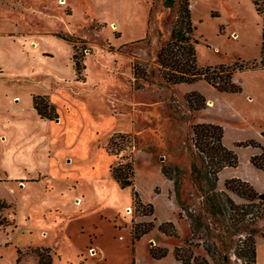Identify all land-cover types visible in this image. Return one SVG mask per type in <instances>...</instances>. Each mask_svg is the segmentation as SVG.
I'll return each instance as SVG.
<instances>
[{"label": "rangeland", "instance_id": "rangeland-1", "mask_svg": "<svg viewBox=\"0 0 264 264\" xmlns=\"http://www.w3.org/2000/svg\"><path fill=\"white\" fill-rule=\"evenodd\" d=\"M44 1L48 0H0V67L3 71L0 73V100L16 103V99L12 97L18 95V100L23 103L29 91L42 92L54 87L55 84H51L52 80L48 82L43 70L48 69L46 66L53 68V65H57L64 57L65 48L64 40L54 42L44 38L42 44L53 50L57 56L56 62L50 60V63H42L39 70L26 77L12 71L10 55L17 42L6 36V33H12L17 28L46 27L73 31L75 36L83 35L86 39L76 43V53L84 61L88 60L84 72L86 79L74 82L73 89L77 92L70 95L66 93L65 97L69 106H81L85 115L75 118V114L72 115L65 107L61 106V109L69 117L72 128L75 127L72 122L81 120L84 116L87 123L81 132L85 134L87 127L92 131L90 133H99V137L85 135L89 149L85 159L104 162L101 156L103 152H100L99 147H102L107 135L112 131L132 129L130 134L135 136V141L131 148L120 151L119 156L123 162L134 157V188L154 204L155 212L153 215L139 217L140 212L132 205L131 188H126L120 191L119 199L128 200L133 208V214H128L129 217L154 223V227L147 232L153 231L154 235L157 234L156 224L161 221L181 220L188 231H191L192 224L196 235L192 243L199 245L194 251L200 256H206L203 244L211 246V242L217 243L214 236L222 234L229 245L226 252L231 257L230 264H244V259L235 255V246L241 234H227L216 225L221 226L207 212L205 197L191 177V163L199 161L191 141L192 125L197 121L221 124L224 129V144L237 153L238 166L226 168L220 173L216 190L223 189L224 180L235 175L250 182L259 192H264V171L250 165L249 156L253 150L245 147L246 140L249 139L264 146V67L235 71L233 81L241 87V91L236 93L218 92L204 81L171 86L160 75L156 51L168 41L170 31L176 24V8L165 11L161 0H149L151 3L148 0H72L71 14L68 15L69 12L62 7L60 9L65 18L60 19L42 9L41 3ZM189 1L193 36L197 41L195 47L198 66L260 60L262 22L251 0ZM93 19L107 22L103 28L104 35L99 31L101 24L92 21ZM111 21H115L121 30L120 37H117L119 30L109 24ZM124 42L127 43L123 44ZM132 63L148 72V80L133 78ZM37 77L40 81H37ZM191 89L205 95L208 99L207 109L199 112L188 109L183 93ZM123 97L128 103L131 100L134 103L133 126L128 117L131 114L130 106H127V111L122 105L116 107V103L120 102L119 98ZM111 109L123 114L114 117ZM163 165L171 172L172 179H167L170 184L168 187L161 183L160 169ZM173 166L182 170L180 177L172 171ZM180 178L181 183L175 191V183ZM203 184L205 188L209 187L206 182ZM231 196L236 202L241 201L237 196ZM173 204L178 208L176 212ZM180 209L182 218L178 217ZM188 211L194 212L195 217L201 216V222L208 227L198 224L195 217H188ZM153 216L157 223L153 222ZM244 228L246 231H242V238L249 235L248 229L256 230L253 236L256 241L257 264H264V219ZM190 237L191 233L183 237L178 246L184 245V240ZM42 242L44 239L37 231L29 233L22 226L17 230L14 223H8L0 215V264H19L17 247ZM152 246L158 245L152 242ZM89 255L92 256L93 253L90 252ZM171 261L174 262L173 257ZM208 261L209 264H224L218 254L214 259L208 258Z\"/></svg>", "mask_w": 264, "mask_h": 264}, {"label": "crops", "instance_id": "crops-1", "mask_svg": "<svg viewBox=\"0 0 264 264\" xmlns=\"http://www.w3.org/2000/svg\"><path fill=\"white\" fill-rule=\"evenodd\" d=\"M60 1H44L41 7L60 19L65 18L60 8L64 7L70 15L72 0ZM92 21L101 24L99 31L103 33L107 22L97 19ZM109 24L119 30L115 21ZM59 34L76 35L73 31L46 27L17 28L12 33H6V36L17 42L10 55L12 71L26 77L39 70L40 64L50 63V60L56 62L57 56L53 50L43 46L44 38L54 42L64 40L65 47L63 59L53 68L45 65L48 69L43 70L48 82L52 80L51 84H55L54 87L42 92L29 91L23 103L18 100V95L12 97L16 103L0 100V202L3 205L0 215L8 223H14L17 230L22 226L29 233L37 231L44 239L37 245L17 247L18 263L38 264L39 251L45 249L52 264H181L171 261L173 248L191 233L181 220L175 221L180 229L177 239L166 236L156 226L157 234L151 231L133 240L131 218L125 213V209L131 205L128 200L119 199L120 191L129 187L121 188L113 178L111 166L116 158L105 148L113 133H128L132 129L112 131L107 135L102 147H99L104 162L85 159L89 154L85 135L99 137V133L92 134L87 127L85 134L81 132L87 123L84 116L72 122L75 123L72 128L61 106L72 115L74 113L75 118L85 115L81 106H69L65 94L77 92L73 89L74 82L85 81L88 60L84 61V78L78 79L72 60L73 44L59 37ZM121 34L119 30L117 37ZM79 37L83 38V35ZM0 73H3L1 67ZM34 95L45 96L55 106L58 116L53 119L41 117L33 106ZM119 99L116 107L122 105L127 111V106H130L131 114L128 117L132 126L135 125L133 101L129 104L124 97ZM110 112L114 117L123 114L115 109ZM161 175V183L170 186L162 171ZM140 197L143 202L152 203L142 195ZM174 209L175 212L178 210L176 206ZM152 242L167 247V255L160 259L153 258L150 254ZM90 248L95 250L92 256L89 255Z\"/></svg>", "mask_w": 264, "mask_h": 264}, {"label": "trees", "instance_id": "trees-1", "mask_svg": "<svg viewBox=\"0 0 264 264\" xmlns=\"http://www.w3.org/2000/svg\"><path fill=\"white\" fill-rule=\"evenodd\" d=\"M251 1L262 22L260 60L258 62H235L229 65L217 64L215 66L200 67L196 59L195 44L197 41L193 36L194 27L191 20L190 1L161 0L165 11L177 9L176 24L170 31L169 39L156 51L158 70L165 83L176 87L178 84H196L199 81H204L218 92H240L241 87L233 81L234 72L264 67V0ZM58 36L73 44V66L77 78L83 79V71L86 66L84 59L76 53V43L83 38L72 34H59ZM131 70L134 79L148 80V72L139 68V65L132 63ZM183 96L191 112L204 111L208 108V99L196 89L184 92ZM33 106L41 117L53 119L58 116L55 106L50 104L45 96L34 95ZM223 137V126L217 122L197 121L192 125L191 141L196 149L199 161H192L191 177L198 190L205 197L207 212L211 214L216 223L221 224V226L216 225L227 234H241L239 242L235 246L237 258L244 259V264H257V248L253 236L256 230L248 229L249 235L243 238L242 231H246L245 226L255 225L259 220L264 219V192H259L250 182L236 176L226 178L223 182V189L216 190L220 173L226 168H236L239 162L236 151L224 144ZM134 141L135 136L131 135L130 132H115L109 137L105 148L116 158L115 163L111 166L113 178L121 188H131L132 205L140 212L139 217H146L154 214L155 207L152 203L143 202L139 192L134 188V157L132 156L129 160L123 162L119 156L120 151L131 148ZM246 141L245 147H250L253 150L249 156L250 165L254 169L264 171V146L254 139ZM161 171L166 179H172L168 167L163 165ZM172 171L179 177L182 174V170L178 166H173ZM205 182L209 186L208 188H205L203 184ZM180 183L181 178L177 181V184L175 183V191H177ZM231 194L237 196L241 201L236 202ZM2 206L0 202V208ZM178 217H183L182 209L178 211ZM188 217H195L194 212L188 211ZM195 219L198 224L208 227L201 222V216L198 215ZM131 222L133 240L140 239L142 235L154 227V223L136 220L135 217L131 218ZM153 222H156L155 216H153ZM156 226L159 231L173 239L180 236V229L175 221H161ZM190 226L191 237L184 240V245H176L173 248L175 261L181 264H209L208 258L214 259L218 254L224 264H230L231 257L226 252L229 245L222 234L214 236L217 243L211 242V246L203 244L202 247L205 255L208 256L207 258L195 253L194 248L199 245L192 243L196 235L193 225L190 224ZM167 253L168 249L166 247L152 246L150 248V254L155 259L165 257ZM39 256L38 264H52V259L47 250H40Z\"/></svg>", "mask_w": 264, "mask_h": 264}, {"label": "built area", "instance_id": "built-area-1", "mask_svg": "<svg viewBox=\"0 0 264 264\" xmlns=\"http://www.w3.org/2000/svg\"><path fill=\"white\" fill-rule=\"evenodd\" d=\"M64 0H62V1H60V3H62ZM125 213H127V214H130V215H132L133 214V208H131V207H127L126 209H125ZM89 253L91 252V253H95V250L93 249V248H90L89 250Z\"/></svg>", "mask_w": 264, "mask_h": 264}]
</instances>
